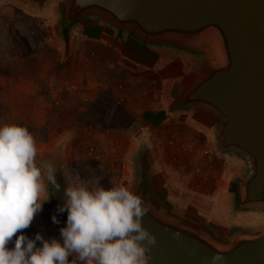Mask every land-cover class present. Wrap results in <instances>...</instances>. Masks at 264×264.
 Returning a JSON list of instances; mask_svg holds the SVG:
<instances>
[{
  "label": "rangeland",
  "instance_id": "rangeland-1",
  "mask_svg": "<svg viewBox=\"0 0 264 264\" xmlns=\"http://www.w3.org/2000/svg\"><path fill=\"white\" fill-rule=\"evenodd\" d=\"M59 2L39 8L0 0V77L6 82L0 122L27 127L40 149L56 154L63 189L65 167L110 187L143 156L159 192L174 206L216 225L258 227L263 212L236 213L230 204L228 191L244 173L243 163L212 150L183 116L167 117L175 69L156 58L144 69L123 59L110 63L101 51L113 49L106 41L77 27L61 35ZM45 222L41 218L25 234L59 238Z\"/></svg>",
  "mask_w": 264,
  "mask_h": 264
},
{
  "label": "water",
  "instance_id": "water-1",
  "mask_svg": "<svg viewBox=\"0 0 264 264\" xmlns=\"http://www.w3.org/2000/svg\"><path fill=\"white\" fill-rule=\"evenodd\" d=\"M26 1L39 8L49 2ZM58 11L61 35L94 23L143 48L193 58L172 106L211 118L220 153L243 163L232 185L233 211L264 213V0H60ZM55 155L37 154L36 163L56 167ZM57 173L60 189L37 215L59 232L67 214L57 211L64 190ZM132 180L130 189L149 209L142 222L156 237L150 264H210L213 254L224 264H264V221L221 226L174 206L143 156Z\"/></svg>",
  "mask_w": 264,
  "mask_h": 264
},
{
  "label": "clouds",
  "instance_id": "clouds-1",
  "mask_svg": "<svg viewBox=\"0 0 264 264\" xmlns=\"http://www.w3.org/2000/svg\"><path fill=\"white\" fill-rule=\"evenodd\" d=\"M36 157L27 127L0 122V264H150L156 237L142 222L149 209L141 196L124 184L82 179L67 167L57 209L67 215L59 238L26 235L60 189L57 168L38 166ZM52 220L59 223L55 215ZM210 264H224V257L213 254Z\"/></svg>",
  "mask_w": 264,
  "mask_h": 264
},
{
  "label": "crops",
  "instance_id": "crops-1",
  "mask_svg": "<svg viewBox=\"0 0 264 264\" xmlns=\"http://www.w3.org/2000/svg\"><path fill=\"white\" fill-rule=\"evenodd\" d=\"M77 29L79 30L81 29L83 34L89 35L95 39L99 38L102 41H106L108 45L113 48L109 50L108 47V48H102L101 50L102 55L105 58H107L108 59L107 61L110 63L111 62L117 63L118 61L123 59V60H127L128 62L132 63L134 66L138 68L144 69V67L147 66H151V65L155 66L157 59L165 60L164 62H167L171 67L175 69V75L173 78V86H172L173 90L171 95L172 101L177 96V93L180 91V89L186 82L187 78L192 73L193 68H195L196 66V63L194 64L195 60L189 56L181 55L178 52L174 53L170 51H164L162 49L152 50V49L143 48L137 45L136 43L132 42L131 40H129L127 37L117 34L116 32H113L112 30L106 27L98 26L94 23L91 25L82 24L80 26H77ZM148 57H152L153 59H150ZM154 58H156V60H154ZM149 60L153 61L152 64H150L151 61ZM4 83H6L5 80L2 77H0V86L3 85ZM24 91L25 90H22L21 93L24 94ZM27 95H29V92L27 93ZM176 116L178 117L183 116L182 120H184L186 123L190 125V129L192 132L202 133L206 137L207 144L209 145V147H211L212 150L213 149L218 150L215 139L214 122L211 120V118L207 117L205 114H203L198 110L195 111V110L184 109V110L176 111L174 109V106H172V102H171L167 117L170 118ZM143 132L144 130L142 129V132L139 133V136H143L144 135ZM36 147H37V154L50 155L53 153V151H48L47 149L45 150L44 148L40 149L42 145H38L37 143H36ZM217 153L219 154L220 151L218 150ZM132 174H133L132 170L130 172L123 171L121 178L117 182H114L112 184H124L128 186V182H130V179H132ZM231 191L232 189H229L228 193L230 192L231 194ZM230 200H231V195H230ZM38 220H41V218L36 214L33 221L31 222V225L37 226ZM42 236H44L47 239L46 236L48 235L46 236L42 235Z\"/></svg>",
  "mask_w": 264,
  "mask_h": 264
}]
</instances>
